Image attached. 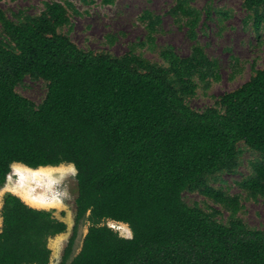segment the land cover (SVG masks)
<instances>
[{"label":"trees","instance_id":"16d2710c","mask_svg":"<svg viewBox=\"0 0 264 264\" xmlns=\"http://www.w3.org/2000/svg\"><path fill=\"white\" fill-rule=\"evenodd\" d=\"M243 2L261 34L264 0ZM190 3L179 0L171 14L187 21L191 54L163 47L164 64L133 49L114 57L79 48L61 33L71 4H47L38 16L19 12L17 20L0 6V190L15 164L35 171L74 166L75 225L61 264H264V231L248 226L239 200L210 183L237 172L245 146L259 157L240 186L264 196V70L216 107L192 109L200 86L220 80V63L198 41L201 13ZM143 21L155 49L162 17L146 12ZM27 78L47 83L39 106L17 92ZM187 192L231 209L230 222L188 205ZM109 221L127 225L133 237L123 238ZM67 230L54 211L5 194L0 264H50L49 241Z\"/></svg>","mask_w":264,"mask_h":264},{"label":"rangeland","instance_id":"374dc122","mask_svg":"<svg viewBox=\"0 0 264 264\" xmlns=\"http://www.w3.org/2000/svg\"><path fill=\"white\" fill-rule=\"evenodd\" d=\"M178 1L5 0L0 6L9 18L17 20L19 12L38 16L45 11L47 4H71L72 8L68 6L70 24L61 33L69 36L79 48L95 54L108 53L114 57H123L133 49L153 62L164 64L159 54L161 48L174 47L181 57H188L193 47L187 21L171 14ZM190 4L201 13V23L197 28L198 41L210 59L220 63V80L212 79L207 88L200 86L197 96L188 102L192 109L203 112L216 107V103L226 93L236 91L250 81L256 71L264 70V31L261 34L256 31L255 13L244 7L243 0H191ZM146 12L162 17L163 21L155 38V49L148 43L146 23L143 21ZM17 92L39 106L46 98L48 86L45 81L27 78ZM241 149L243 154L237 172L217 175L210 183L213 188L239 200L243 207L239 217L248 226L264 231V196H251L240 186L252 175V164L259 156L245 146H241ZM25 168L15 164L6 187L0 190V232L3 199L7 193L20 196L34 208L54 211L56 217L68 225L65 234L49 241L52 250L50 264H61L75 225L77 172L69 164L43 168L39 172ZM185 201L208 213L217 212L218 220L223 223H229L232 218L231 209L217 204L200 192H187ZM63 212L65 215H62ZM107 225L123 238L133 237L125 224L109 221ZM88 228V224L80 228L74 256L80 253Z\"/></svg>","mask_w":264,"mask_h":264},{"label":"clouds","instance_id":"9594fccd","mask_svg":"<svg viewBox=\"0 0 264 264\" xmlns=\"http://www.w3.org/2000/svg\"><path fill=\"white\" fill-rule=\"evenodd\" d=\"M21 165V164H20ZM22 166H24V165H22ZM24 167H26V166H24ZM28 167H26L25 169H27Z\"/></svg>","mask_w":264,"mask_h":264},{"label":"bare ground","instance_id":"6f19581e","mask_svg":"<svg viewBox=\"0 0 264 264\" xmlns=\"http://www.w3.org/2000/svg\"><path fill=\"white\" fill-rule=\"evenodd\" d=\"M29 169V168H28ZM41 170V169H40ZM40 170L36 171V172H39Z\"/></svg>","mask_w":264,"mask_h":264}]
</instances>
